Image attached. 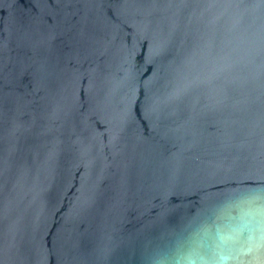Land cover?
Wrapping results in <instances>:
<instances>
[{"label":"water","instance_id":"95a60500","mask_svg":"<svg viewBox=\"0 0 264 264\" xmlns=\"http://www.w3.org/2000/svg\"><path fill=\"white\" fill-rule=\"evenodd\" d=\"M0 264H264V0H0Z\"/></svg>","mask_w":264,"mask_h":264}]
</instances>
